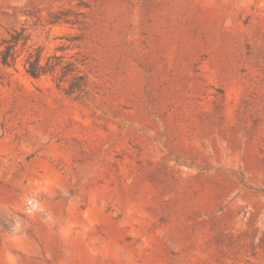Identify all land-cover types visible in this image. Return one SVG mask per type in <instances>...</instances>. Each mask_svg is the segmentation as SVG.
Returning a JSON list of instances; mask_svg holds the SVG:
<instances>
[{"label":"rangeland","instance_id":"rangeland-1","mask_svg":"<svg viewBox=\"0 0 264 264\" xmlns=\"http://www.w3.org/2000/svg\"><path fill=\"white\" fill-rule=\"evenodd\" d=\"M84 3L0 0L77 68L0 64V264H264V0Z\"/></svg>","mask_w":264,"mask_h":264},{"label":"trees","instance_id":"trees-1","mask_svg":"<svg viewBox=\"0 0 264 264\" xmlns=\"http://www.w3.org/2000/svg\"><path fill=\"white\" fill-rule=\"evenodd\" d=\"M80 5H84V0H77ZM62 12L49 16V24H56L60 20ZM72 25L82 24L81 21H75ZM22 56V66L26 75L32 79H38L49 75L54 77L57 87L65 81L66 77L77 68L73 63L65 62L63 57L50 56L42 62L41 50L38 47L28 44V38L24 29L13 30L7 34V37L0 41V64L5 67L12 66L18 57ZM76 63H80L77 59ZM87 88L86 77L78 75L72 78L67 89H63L66 95H72L76 92H83Z\"/></svg>","mask_w":264,"mask_h":264}]
</instances>
